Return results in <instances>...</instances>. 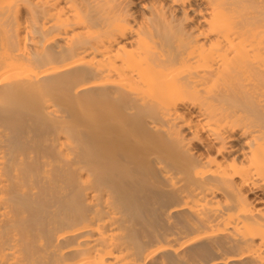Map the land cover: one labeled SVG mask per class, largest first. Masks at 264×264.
<instances>
[{
  "label": "bare ground",
  "instance_id": "obj_1",
  "mask_svg": "<svg viewBox=\"0 0 264 264\" xmlns=\"http://www.w3.org/2000/svg\"><path fill=\"white\" fill-rule=\"evenodd\" d=\"M144 1L0 0V264H264V0Z\"/></svg>",
  "mask_w": 264,
  "mask_h": 264
},
{
  "label": "rangeland",
  "instance_id": "obj_2",
  "mask_svg": "<svg viewBox=\"0 0 264 264\" xmlns=\"http://www.w3.org/2000/svg\"><path fill=\"white\" fill-rule=\"evenodd\" d=\"M144 2L147 3V0H145ZM27 18V13L23 11L21 13L20 19L25 20ZM29 35L30 34L24 35V37L27 38H24L21 43H29L32 40ZM4 36L5 35H3V38L7 37ZM78 84L79 81H71V88ZM63 98L65 100L68 99L67 96ZM124 107L126 106H122L121 108V106L117 103H108L103 101L96 105H76L71 98V141L76 145H79V149L81 150L80 146L82 143L84 144L88 141H96L98 139L108 141L107 137L109 138L112 135H120L126 132L123 135V138L126 139L124 143L125 147H132L133 150L135 149L134 151L137 152L138 150L145 151L153 148V150H159L145 141V139H151V136L153 137V135H155L149 132L145 127L146 121L155 116L154 111L148 107H137L134 110L136 114L133 115L132 112L128 113V111H126ZM62 108H70L69 101H67L65 104L62 103ZM140 141L142 146L135 143ZM136 147L138 149H136ZM84 159L85 158H81V161L83 163L85 162Z\"/></svg>",
  "mask_w": 264,
  "mask_h": 264
}]
</instances>
